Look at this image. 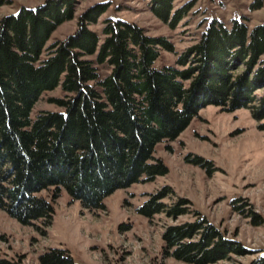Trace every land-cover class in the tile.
<instances>
[{"label":"trees","instance_id":"16d2710c","mask_svg":"<svg viewBox=\"0 0 264 264\" xmlns=\"http://www.w3.org/2000/svg\"><path fill=\"white\" fill-rule=\"evenodd\" d=\"M79 0H47L0 20V211L22 225H50L53 204L39 196L66 191L89 211L105 209L116 191L168 174L154 158L159 144L176 140L207 105L228 112L254 106L264 115V21L253 29L242 19H213L175 66L155 67L161 51L176 53L165 37H150L136 24L106 19L99 3L84 13L78 31L48 46L52 34L72 21ZM175 0H152L153 13L171 28L188 15ZM8 3L0 0V8ZM260 6V5H259ZM94 57V59H93ZM100 66L109 74L101 77ZM61 87L63 112H32L44 93ZM204 165L200 159L192 160ZM169 188L138 212L171 219L187 215V202L167 206ZM240 209V208H239ZM166 228L165 256L186 264H217L253 251L227 236L205 216ZM256 226L264 225L253 216ZM40 264H77L51 249ZM0 264H11L0 261ZM252 264H264V256Z\"/></svg>","mask_w":264,"mask_h":264},{"label":"rangeland","instance_id":"374dc122","mask_svg":"<svg viewBox=\"0 0 264 264\" xmlns=\"http://www.w3.org/2000/svg\"><path fill=\"white\" fill-rule=\"evenodd\" d=\"M7 1L0 8V20L22 7L36 8L47 0ZM99 3L110 7L91 27L93 31L100 33L106 19H122L144 29L148 36L165 37L174 45L176 53L161 51L157 69L175 66L178 55L197 42L213 19L225 23L242 19L250 29L264 21V0H175L174 12L190 8L175 28L153 13L152 0H79L73 20L58 27L48 46L75 34L80 17ZM98 68L101 77L110 72L107 66ZM67 96L61 87L44 93L32 118L42 112H63L55 101ZM255 96L262 98L264 88ZM254 111L253 105L234 112L217 105L199 109L176 140L156 148L154 158L166 165L168 174L116 191L104 201L103 210L85 209L64 190L55 199L51 189L39 194L53 204L50 225L41 221L22 225L0 211V261L40 264L42 254L60 249L77 264H186L165 256L163 235L167 227L193 222L199 213L253 251L217 264H252L264 256V225L253 223L254 215L264 221V115L257 116ZM197 158L204 165L192 162ZM165 188L171 194L161 202L171 206L185 200L188 214L178 219H171L165 212L152 217L141 215L138 210Z\"/></svg>","mask_w":264,"mask_h":264}]
</instances>
